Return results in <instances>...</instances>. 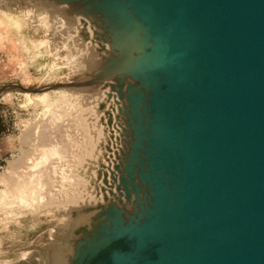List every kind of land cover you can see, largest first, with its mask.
<instances>
[{"label": "water", "instance_id": "95a60500", "mask_svg": "<svg viewBox=\"0 0 264 264\" xmlns=\"http://www.w3.org/2000/svg\"><path fill=\"white\" fill-rule=\"evenodd\" d=\"M5 1L23 29L0 41L69 78L0 94L64 99L54 189L79 193L44 199L48 224L6 261L264 264V0Z\"/></svg>", "mask_w": 264, "mask_h": 264}, {"label": "rangeland", "instance_id": "374dc122", "mask_svg": "<svg viewBox=\"0 0 264 264\" xmlns=\"http://www.w3.org/2000/svg\"><path fill=\"white\" fill-rule=\"evenodd\" d=\"M7 3L0 0V25L8 28L9 23L12 25L10 29L21 35V25L17 27L10 16L2 14ZM27 39L25 37L19 43L15 42V47L20 49L19 56L15 48H8V42L0 41V87L7 83L5 78L15 76L21 78L18 84L28 88H38L69 78L65 69L54 70L50 66L49 56L44 53L39 55L31 49ZM18 66L20 73L17 71ZM25 94L14 89L0 94V264H15L14 258L6 261L5 254L16 252L9 256L16 258L18 251L28 248L33 235L48 224L45 210L49 206H43L44 199V204H52L79 198V193L74 190L62 192L60 188L54 189L55 162L66 156L71 148L64 126L67 110L64 99L54 92H50L48 98L46 93L36 96ZM40 123L41 129L35 130L34 127ZM51 126L58 127V137L52 133L50 140ZM39 134L46 140L41 142ZM53 140L54 146L51 147L50 142ZM18 158L21 159L20 166ZM60 181L58 176L57 182Z\"/></svg>", "mask_w": 264, "mask_h": 264}, {"label": "bare ground", "instance_id": "6f19581e", "mask_svg": "<svg viewBox=\"0 0 264 264\" xmlns=\"http://www.w3.org/2000/svg\"><path fill=\"white\" fill-rule=\"evenodd\" d=\"M3 13V12H2ZM3 17V16H2ZM7 17V16H6ZM9 17V16H8ZM11 17V16H10ZM9 19V18H8ZM5 20V19H4ZM9 24V23H8ZM2 25V24H1ZM6 26H7V24H6ZM12 26V25H11ZM14 27V26H13ZM20 34V33H19ZM21 40V39H20ZM44 95V94H43ZM26 100V99H25ZM57 101V100H56ZM56 101H55V103H56ZM45 103V102H44ZM7 184H9V183H7ZM17 184H18V182H17ZM14 187V186H13ZM77 197V196H76ZM78 197H79V195H78ZM77 197V198H78ZM52 199V198H51ZM47 201V200H46ZM66 201V200H65ZM72 201V200H71Z\"/></svg>", "mask_w": 264, "mask_h": 264}]
</instances>
